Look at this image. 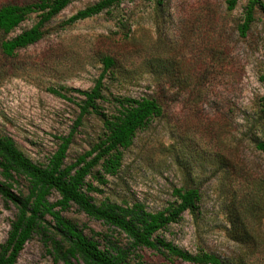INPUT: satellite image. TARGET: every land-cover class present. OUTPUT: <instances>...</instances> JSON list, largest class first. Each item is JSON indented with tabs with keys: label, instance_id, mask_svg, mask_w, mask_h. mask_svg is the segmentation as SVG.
<instances>
[{
	"label": "rangeland",
	"instance_id": "1",
	"mask_svg": "<svg viewBox=\"0 0 264 264\" xmlns=\"http://www.w3.org/2000/svg\"><path fill=\"white\" fill-rule=\"evenodd\" d=\"M8 1L37 0L0 3ZM98 1L72 0L43 27L38 42L12 57L0 52V135L10 137L32 162L45 164L79 114L76 104L83 98L71 90H90L102 73V58L110 57L114 64L102 79L101 111L114 113L115 97H150L163 114L136 132L119 171L106 177L105 185L88 178L99 190L89 193L93 202H140L158 212L174 202V189L196 188V209L156 236L226 264H264V154L255 148L264 141V13L255 9L244 38L236 29L248 0H237L231 11L228 0H161V5L127 0L64 24ZM36 21L32 14L0 39H11ZM61 88L67 99L48 91ZM102 133L98 116L82 118L65 163L88 151ZM14 188L25 193V182ZM14 212L0 199V243ZM61 215L87 236L92 231L127 243L75 206ZM134 255L144 264H189L145 248ZM134 255L129 264L138 263ZM15 264L56 263L35 235Z\"/></svg>",
	"mask_w": 264,
	"mask_h": 264
},
{
	"label": "trees",
	"instance_id": "2",
	"mask_svg": "<svg viewBox=\"0 0 264 264\" xmlns=\"http://www.w3.org/2000/svg\"><path fill=\"white\" fill-rule=\"evenodd\" d=\"M72 0H37L33 2L8 1L0 3V33L8 35L21 23L36 14L37 21L11 39H0V52L12 57L16 51L38 42L43 36V27L57 16ZM127 0H100L77 11L64 24L96 16L119 6ZM161 0H157L161 5ZM237 0L227 1V11L234 9ZM264 13L262 0H248L244 6L242 22L237 33L244 38L254 21V11ZM103 70L93 87L88 91L71 90L83 99L77 103L79 114L71 131L58 137L56 150L45 164L32 162L6 135H0V199L11 205L15 212L9 223L5 240L0 243V264H15L24 245L35 235L52 257L54 263L62 264H129L138 249L159 251L189 264H226L213 254L198 252L190 254L159 238L156 234L169 224L177 222L184 212H193L197 207L199 193L196 188H179L172 191L174 202L165 210L149 212L140 202L117 204L93 202L89 193L98 192L88 178L99 185L107 183L106 177L117 174L121 167L123 151L128 149L137 131L151 120L163 114V108L155 98L132 99L115 97L117 109L105 114L98 106L102 99V79L114 62L102 58ZM264 83V77H261ZM62 89V88H61ZM49 89L53 95L67 99L64 89ZM94 114L101 119L103 133L86 152L66 164V154L82 118ZM255 148L264 154V141L255 143ZM97 169L95 173L93 171ZM19 180L25 182V193L15 190ZM56 195L53 202L50 197ZM71 206L89 219L98 221L107 228L124 235L125 245L107 234H84L81 227L64 218L61 213ZM48 218V220H47ZM103 242L100 247L96 238ZM137 264H144L138 255Z\"/></svg>",
	"mask_w": 264,
	"mask_h": 264
}]
</instances>
